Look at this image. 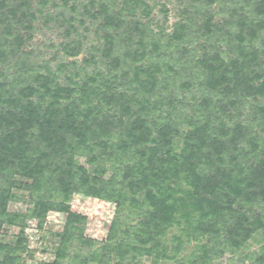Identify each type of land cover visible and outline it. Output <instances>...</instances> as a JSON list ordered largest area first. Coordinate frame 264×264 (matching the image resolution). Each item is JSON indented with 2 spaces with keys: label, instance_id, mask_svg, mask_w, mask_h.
<instances>
[{
  "label": "trees",
  "instance_id": "1",
  "mask_svg": "<svg viewBox=\"0 0 264 264\" xmlns=\"http://www.w3.org/2000/svg\"><path fill=\"white\" fill-rule=\"evenodd\" d=\"M179 1L167 33L144 0H0V264L52 211L38 264H264V0ZM75 194L115 204L102 241Z\"/></svg>",
  "mask_w": 264,
  "mask_h": 264
},
{
  "label": "rangeland",
  "instance_id": "2",
  "mask_svg": "<svg viewBox=\"0 0 264 264\" xmlns=\"http://www.w3.org/2000/svg\"><path fill=\"white\" fill-rule=\"evenodd\" d=\"M148 6L149 16L155 30L171 32L174 24L179 18V12L183 4L179 0H144ZM182 5V6H181ZM140 15H142L140 13ZM146 20V18H145ZM61 38L49 29L37 31L31 41L33 46L39 47L41 55L46 59L51 58L55 52L54 48H48L51 43L58 44ZM82 53L78 58H82ZM54 64V62L52 63ZM91 170V167H88ZM72 208L88 216L86 234L99 242L107 237L109 226L115 214V204L102 201L97 198L75 194L72 199ZM28 203L25 199L15 200L10 203L11 210L25 211ZM66 215L60 212H50L44 228L38 229L36 220L29 222L26 232L29 240L30 253L26 254L27 264H38L42 261L54 259V249L59 242V234L63 230ZM13 230H6L1 240L9 242L13 239ZM262 240L259 236L252 239L244 250L245 253L255 254L260 251ZM228 257L215 262V264H238L236 261L228 260ZM149 263V260H146Z\"/></svg>",
  "mask_w": 264,
  "mask_h": 264
}]
</instances>
